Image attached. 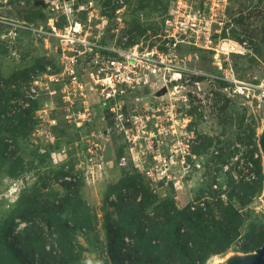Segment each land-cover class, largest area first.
I'll return each mask as SVG.
<instances>
[{"label": "rangeland", "instance_id": "1", "mask_svg": "<svg viewBox=\"0 0 264 264\" xmlns=\"http://www.w3.org/2000/svg\"><path fill=\"white\" fill-rule=\"evenodd\" d=\"M57 1L0 0V264H129L120 218L142 230L171 204L200 215L209 245L223 247L204 264L261 245L264 0H182L205 14L197 44L174 29L176 0H69L68 19ZM74 22L90 40L125 38L176 65L166 81L126 88L118 110L88 93L77 117L82 100L47 76L66 47L52 27ZM223 38L237 50L216 54ZM91 56H79L85 78ZM36 80L48 83L33 93ZM134 110L149 119L130 121Z\"/></svg>", "mask_w": 264, "mask_h": 264}, {"label": "built area", "instance_id": "2", "mask_svg": "<svg viewBox=\"0 0 264 264\" xmlns=\"http://www.w3.org/2000/svg\"><path fill=\"white\" fill-rule=\"evenodd\" d=\"M57 2L58 5L54 4L52 10L56 9L58 11L60 9V13L68 19L75 11L72 2L69 0H58ZM176 3L175 12L178 13V17L173 23L175 25L174 29L181 31L183 34H186L188 30L190 33L187 36H192L195 39L194 44H197L198 37L202 34L201 25L203 19H205V14L203 16L199 10L186 5L182 0H176ZM213 8L214 6H210V11ZM82 28V25L78 22H74L73 26L69 25L65 33H60L56 30V27H52L53 34L60 37L65 42L66 47H62L60 71L47 75L50 82L64 81L63 87L66 90L63 92L66 93V96L82 100L83 109L76 113L77 117L84 116L83 110L87 109L84 103L88 93H95L106 103H110L112 110H118L121 105L119 96L125 94L126 88H134L141 84L152 85L160 80L166 81L163 74L166 73V70H170L176 65L172 58L163 57L162 53L158 54L157 50H140L137 46L133 49L127 48L125 46V38L112 45H105L100 41L90 40L88 38V30L85 29L84 31ZM204 41V47L211 48L210 43L212 40L210 34L204 36ZM178 42L189 43L190 41L179 38L178 40L176 39L175 44ZM78 45L84 48L79 49ZM213 49L216 54L219 52L227 54L235 49L237 50V44L223 38L218 42L217 47ZM67 51H70V53ZM84 52L92 54L91 61H94V65H91L86 78L79 67V56ZM34 82L37 85L35 84L32 87L31 91L33 93L36 92L37 87L41 88V86H46L48 83L43 81L39 85L38 80ZM166 102L164 100V103ZM156 110H159V108ZM116 115L119 118L122 113H117ZM130 115V121L132 122H144L149 119L147 113H139L136 110Z\"/></svg>", "mask_w": 264, "mask_h": 264}, {"label": "trees", "instance_id": "3", "mask_svg": "<svg viewBox=\"0 0 264 264\" xmlns=\"http://www.w3.org/2000/svg\"><path fill=\"white\" fill-rule=\"evenodd\" d=\"M162 217L142 230L130 213L120 218L119 230L130 233L132 238L131 252L127 254L129 264H159L164 259L175 264H204L210 251L223 249L219 245H209L215 243L213 235L204 234V220L200 215H192L187 208L177 209L171 204ZM210 247L213 248L208 250Z\"/></svg>", "mask_w": 264, "mask_h": 264}, {"label": "water", "instance_id": "4", "mask_svg": "<svg viewBox=\"0 0 264 264\" xmlns=\"http://www.w3.org/2000/svg\"><path fill=\"white\" fill-rule=\"evenodd\" d=\"M165 91V88H163ZM162 91V92H163ZM159 94V93H158ZM264 89L261 93L257 108L261 126L257 130V146L261 157V167L263 174L262 190L259 196L264 205ZM210 264H264V242L252 251H229L222 258L216 259Z\"/></svg>", "mask_w": 264, "mask_h": 264}, {"label": "bare ground", "instance_id": "5", "mask_svg": "<svg viewBox=\"0 0 264 264\" xmlns=\"http://www.w3.org/2000/svg\"><path fill=\"white\" fill-rule=\"evenodd\" d=\"M174 77H172V79H173ZM174 88H177V87H174Z\"/></svg>", "mask_w": 264, "mask_h": 264}, {"label": "clouds", "instance_id": "6", "mask_svg": "<svg viewBox=\"0 0 264 264\" xmlns=\"http://www.w3.org/2000/svg\"><path fill=\"white\" fill-rule=\"evenodd\" d=\"M98 264H99V262H98Z\"/></svg>", "mask_w": 264, "mask_h": 264}]
</instances>
